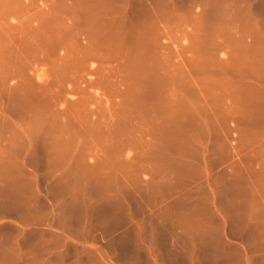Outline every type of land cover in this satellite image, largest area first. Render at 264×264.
<instances>
[{"label":"rangeland","instance_id":"1","mask_svg":"<svg viewBox=\"0 0 264 264\" xmlns=\"http://www.w3.org/2000/svg\"><path fill=\"white\" fill-rule=\"evenodd\" d=\"M258 11L0 0V264H264Z\"/></svg>","mask_w":264,"mask_h":264},{"label":"crops","instance_id":"2","mask_svg":"<svg viewBox=\"0 0 264 264\" xmlns=\"http://www.w3.org/2000/svg\"><path fill=\"white\" fill-rule=\"evenodd\" d=\"M254 17L257 18L259 25L257 34L249 47V55L245 56L244 70H242V60L240 59V63H238V56H235L234 73L237 77L240 72L241 78L243 71L245 74L249 72L251 76L256 73L258 78L261 79L260 81L263 82L262 87H264V12L258 11L256 16L252 12L250 16L251 22Z\"/></svg>","mask_w":264,"mask_h":264},{"label":"bare ground","instance_id":"3","mask_svg":"<svg viewBox=\"0 0 264 264\" xmlns=\"http://www.w3.org/2000/svg\"><path fill=\"white\" fill-rule=\"evenodd\" d=\"M96 28V27H95ZM96 48H97V46H96Z\"/></svg>","mask_w":264,"mask_h":264}]
</instances>
